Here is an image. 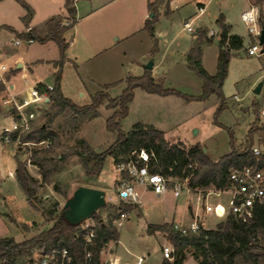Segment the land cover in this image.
Returning <instances> with one entry per match:
<instances>
[{"label":"rangeland","instance_id":"1","mask_svg":"<svg viewBox=\"0 0 264 264\" xmlns=\"http://www.w3.org/2000/svg\"><path fill=\"white\" fill-rule=\"evenodd\" d=\"M22 1L31 9V24H35L45 17L44 15L47 14L45 9L53 10L57 7L56 4H58V10L54 13L59 16L64 0ZM151 1L155 3L153 17L156 21L153 26H155V32L159 33L156 36V51L153 54L154 45L143 29L145 20L142 14L147 12V17L154 15V12L148 9L147 0H107L110 3L108 5L102 4L104 2H101L99 7L98 4H94V9L104 6L91 16L87 18H83L82 14L76 16V47L81 41V30L92 23L103 24L111 12L117 27L120 30L126 28L132 36L117 43L112 51L94 56L90 61L81 64L78 70H75L73 62H70L64 70H61L59 89L64 97L78 107L88 105L91 96L93 97L99 87L110 86L107 89L110 96L107 95L110 99H116L125 88V84L124 82L121 85L115 83L124 81L126 77L138 75L148 54L145 65L150 61L158 65L157 73L163 78L164 81H161L165 89L175 90L182 95H200V81L185 63L188 45L192 35L198 29L217 32L215 20L219 15L226 16L230 20L233 32L242 38L243 49L233 53L229 73L221 87L224 109L217 112L220 100L215 95H211L205 102L185 104L181 98L175 96L162 98L136 90L132 102L128 105V114L119 124L124 133L129 132L136 124L154 125L165 132L166 137L171 139H168L169 142L177 143L175 139L179 138L185 146L200 144L206 156L216 161L230 152L231 139L235 145L244 141L248 125L255 120V115L251 112L252 105L264 108V54L256 58L249 57L244 52L249 45V40L239 20V14L246 8V2L244 0H176L173 4V0ZM79 4L81 1L75 4V8ZM198 5L205 6V12L200 20L192 24L194 32L186 33L182 30V24L188 18V20L194 19L198 13ZM158 8L161 15L157 17ZM25 15L26 11L15 0H4L0 3V26L10 27L9 30L3 28L4 31L0 33V43L8 41L9 38H15L16 32L25 29L22 22ZM37 29L39 32L42 25ZM72 36V30L65 35L67 41H70ZM39 46L40 44H32L26 48L27 46L22 45L14 49L24 52L29 59L49 57L50 54L45 56L43 49ZM218 49L217 44V47L213 45L204 47L202 50L201 64L210 76L216 73ZM8 64L6 63L7 66ZM107 64L118 66V75L108 77V74L103 72ZM38 68L40 77L46 76L44 84H51V78L47 77L48 66L44 64ZM11 73L5 74L6 84ZM260 83L262 86L259 94H253V90ZM0 84L4 86V90L0 91L1 127L6 122L7 125L11 124L14 112L11 105L6 103L8 99L6 85L1 82ZM106 105L107 102L104 101L99 107V116L96 119L82 120L72 118L70 114H60L47 125L46 133H54L57 137V146L54 147L51 158L57 155L58 159L60 156L62 159L56 164L52 163L54 166L47 176L46 183L42 180L39 168L30 164V160L34 152L46 149L48 142L35 145L14 141L5 145L0 141V238L22 242L38 236L51 227L52 222H48L49 218L57 217L61 213L65 201L78 187L101 190L105 193L106 205L95 213L103 222L118 214L115 211V207L119 204L115 190L120 176L115 171L116 164L111 158H106L99 175L94 179L87 178L81 167L80 157L73 154L78 141L85 142L96 154L105 152L114 143L115 136L107 131L106 121L116 109L108 110ZM46 110H48L47 107L27 110L28 115L33 114L30 128L45 126ZM260 118L259 124H264V118ZM254 141L257 143L260 138L257 136ZM15 160L22 163L28 174L36 181V195L30 203L23 196L15 180ZM206 193L182 195L178 199H173L170 194L165 199H157L151 194H145L140 208L133 207L121 227L117 228L119 243L107 245L105 255L107 256L108 253L115 255L126 264H135L138 258L143 259V264H160L163 239L167 240V237L156 232L150 234L147 227L163 222L164 212L166 217H170L174 212V205L177 208L173 220L178 222L182 217L184 219L182 225L188 226L189 222L183 206L185 200L188 197L191 200L200 197L201 204L204 206ZM228 197L227 193H222L219 198L211 196L209 202L226 206ZM190 204L188 202V215L191 214ZM223 220L208 215L201 226L204 229H214ZM91 222L96 227V224ZM193 262L195 263L190 253H187L184 264ZM16 264H28V262L26 259H20Z\"/></svg>","mask_w":264,"mask_h":264},{"label":"trees","instance_id":"2","mask_svg":"<svg viewBox=\"0 0 264 264\" xmlns=\"http://www.w3.org/2000/svg\"><path fill=\"white\" fill-rule=\"evenodd\" d=\"M15 1L26 11L22 22L27 25L32 16L31 9L22 0ZM154 5L155 3L148 5V9L152 13ZM153 16H155V12ZM64 19H71L72 25L62 26ZM155 21V17H152L144 24V30L152 39H154L153 25ZM75 24L73 0H64L62 13L48 19L43 25V32L34 31L30 36L37 44L54 43L59 53V59L53 63L56 72L52 81L54 91L46 105L48 109L45 112L47 122H45V126L39 125L30 128L19 138L21 144L36 145L48 142L47 148L34 152L30 160V164L38 167L41 171L44 183L53 169V164L62 159L61 156L58 159L57 155L51 158L54 147L57 146V137L54 133H46L47 125L51 124L60 114H70L72 118L82 120L96 119L99 116L98 109L104 101L107 102L108 110L116 109L106 121V129L115 136V141L105 152L100 154L94 153L85 142H77V150L75 149L73 154L80 157V164L87 178L94 179L99 175L106 158H111L117 165L125 162L132 152L139 150L152 156L148 166L150 173L186 181L188 189L192 191L224 192L230 187L228 175L232 169L253 166L257 160H259V169L264 172V154L256 158L250 151L255 144V137L258 136L264 152V126L260 125L257 119V122L255 121L249 129L246 141L237 146L231 139L230 152L217 162L211 161L205 155L200 144L185 146L181 142H169L161 131L151 126L136 124L127 133L120 129V121L126 118L128 105L132 102L133 92L136 89L160 97L175 96L181 98L185 104L205 102L211 95H215L220 100L217 112L224 109L221 87L227 75L231 52L242 50L243 42L238 36L229 34L230 28L225 24L222 15H219L215 21L217 26L215 37L218 39L219 47L215 75H208L201 65L202 49L211 45L214 38L213 36L208 37L206 30L195 31L192 35L193 43L186 55L187 68L201 82L202 94L200 96L191 97L177 91L167 90L161 80H155L150 71H145L141 77L126 78L124 80L125 88L116 99L109 98L105 91L110 86H105L102 91L91 98L88 105L82 107L64 99L59 89L61 70L65 61L64 53L68 47L64 35ZM155 44L154 40L152 54L156 51ZM2 90H4V86L0 84V91ZM38 90L44 91L45 86L40 84ZM253 113H257L256 109L253 110ZM15 139L16 134H13L11 142H14ZM15 163V180L23 196L30 203L36 195V181L28 174L22 163L18 160H15ZM133 207L119 203L115 207L118 214L106 222L94 214L92 221L96 224L95 239L92 247L89 248L91 254L89 264H100V253L103 249L110 243L118 242V231L112 222L119 217L121 212L130 213ZM49 215L51 214L49 213ZM48 222H52L51 227L30 240L15 242L13 239L0 238V264H16L20 259H26L30 264L34 255L43 254L50 248H65L72 257V264H85L84 246L81 237L78 236L79 225H69L61 218V213L57 217L49 218ZM147 231L150 234L156 232L166 235V239L173 246V261L163 260L160 264H184L187 253H190L196 264H264V203L253 208L251 218L245 223L226 217L214 229H204L199 226L197 234L184 236L172 232L168 225H149Z\"/></svg>","mask_w":264,"mask_h":264},{"label":"built area","instance_id":"3","mask_svg":"<svg viewBox=\"0 0 264 264\" xmlns=\"http://www.w3.org/2000/svg\"><path fill=\"white\" fill-rule=\"evenodd\" d=\"M78 1L80 0H73L74 7ZM244 1L246 2V8L239 14V20L249 40V45L245 49V52L249 57L258 58L262 56L261 51L264 46V43H260L261 33L264 30V0ZM197 10L198 16L203 14L202 7H197ZM192 24L193 20H186L182 24L183 30L186 33L192 34L194 32ZM61 25L69 27L72 25V20L64 19ZM32 32V28L26 27L20 35L10 41V45L17 48L22 45L30 46L34 44V40L30 38ZM208 37H211V35ZM1 56L2 53L0 52V58ZM8 72H10L9 68L0 62V82L6 85L8 92L6 103L11 105V109L14 112L11 124L1 126L0 128V141L5 145L11 143V136L13 134H16L15 141L19 142L20 136L29 131L33 114L28 115L27 110L30 108L45 109L54 91V85L51 84L46 85L45 90L40 92L38 90L40 84H30L27 79H22L21 90L14 91L13 87L9 90V86L5 81V74ZM234 99L237 100L236 97ZM260 115L264 118V110L260 112ZM260 125L264 126V124ZM250 151L256 158L264 154L260 141L255 142ZM151 158L152 156L145 151L139 150L132 152L125 162L116 165L115 171L120 176V180L115 193L119 203L140 208L142 197L145 194H151L157 199H165L170 194L173 199H178L182 195L200 194L202 192L189 190L186 181L165 178L160 174L150 173L148 166ZM258 164L259 160L253 166L232 169L228 175L230 184L228 190L206 193V196L209 194L220 196L222 193H227L229 197L226 206L204 204V213L219 220L231 217L234 221L247 222L251 218L253 208L264 203V172L259 169ZM197 201L200 202V197H197ZM128 215L129 213L121 212L119 217L113 220L112 225L116 229L121 227ZM91 221L88 220L81 223L78 228V236L81 237L84 246L85 264L91 262L89 248L92 247L95 239V226L91 224ZM169 226L172 232L184 236L187 234H197L200 225L196 217L188 226L177 223H172ZM163 241L161 259L162 261L172 262L174 256L173 246L167 240L164 239ZM102 253L103 251L100 253V257ZM99 260L100 264H118L117 259L101 261L99 258ZM142 263L143 259L138 258L136 260V264ZM30 264H72V257L65 248H50L43 254L34 255L30 260Z\"/></svg>","mask_w":264,"mask_h":264},{"label":"crops","instance_id":"4","mask_svg":"<svg viewBox=\"0 0 264 264\" xmlns=\"http://www.w3.org/2000/svg\"><path fill=\"white\" fill-rule=\"evenodd\" d=\"M3 1L4 0H1L0 3L3 2ZM80 1H81V4H79V6L76 5V8H75V19H76V16H78L79 14H82V17L83 18H87V17L91 16L92 14H94L96 11H98L100 8H102L104 5L110 4V3L107 2V0H80ZM175 1L173 2V4L175 3ZM101 2H104V3H102L104 5H102V7L98 8V9L97 8L94 9L93 5L94 4H98V7H99L101 5L100 4ZM152 2L153 1H151V0H147V3L148 4H153ZM63 5H64V1H63ZM56 6L57 7L55 9H53V10H51V8L45 9L46 12H47V14L44 15L45 17L42 20L36 22L35 24H31V20H32V18H31L30 21L28 22V24L27 25H24V28L30 27V28H32L33 32L34 31L37 32V30H39L37 28L42 25V29L39 31V33L43 32V25H44V23L48 19L57 16L54 13V11L55 10H58V4H56ZM198 7H202L203 8V14H204V12H205V6L198 5ZM62 10L63 9H60L59 10V13L60 14L62 13ZM158 11H159V13L157 14V17L161 15L160 14L161 11H160L159 8H158ZM111 13H110V16L106 20H104L103 24H99V22H96V24H93L92 23V24L86 26L83 30H81V41H80L79 46H77V47L75 46V43H76L75 34H76V29H77L76 28V24L71 29L73 31V36L70 39V41H67V39L65 37V35H66V33L68 31L65 33L64 40L67 43L68 42L69 43H68V47H67V49H66V51L64 53V59H65V61H64V64L62 66V70H64V68H66V66L70 62H73L74 69L75 70H78L80 68L81 64H85L86 62L90 61L91 58H93L94 56H99V55H101L103 53H107L109 51H112L117 43H119L121 41H125V40H127V38H129L130 36H132V35H129V33L127 32L126 28H124L123 30H120L119 27H117V25L115 24V19L112 16ZM202 15L198 16V13H197L196 16L194 17V19H192L193 20V23L196 22V21H198V20H200V18H201ZM152 17H153V15H150L149 17H147V12H145V13L142 14V18L145 21L146 20H150ZM223 18H224L225 24L230 28L229 34L230 35L237 36L233 32V27H232V25L230 23L229 18L226 17V16H223ZM76 23H77V21H76ZM144 24H145V22H144ZM3 28H6V30H9L10 29V27L5 26V25H2V26H0V33L2 31H4ZM182 30H183V28H182ZM203 30H206V29H203ZM23 31H24V29L16 32L17 36L20 35ZM216 33L217 32H215V31H207V35L208 36L211 35V36L214 37V39L212 41V44L209 45L210 47L213 46V45H215L217 47L218 39L215 37ZM157 35H159V33L155 32V26H153V36H154V39H152L150 37L153 44H154V40L157 42V40H156V36ZM238 37L242 40V38L240 36H238ZM11 40L12 39L9 38L8 41L6 40L5 42L0 43V52L2 53V56L0 58V62L3 63V64H5V65H6V63L8 64V62H9L10 64H8V66L7 65L6 66L9 68V71L12 72L11 73L12 75L9 76V78H10L9 81L7 82L8 86H9V90H11L12 87H13V90L14 91L21 90L22 89V84H21L22 79H27L30 84H37V83H39L41 85L46 86L44 84V82L46 80V76L44 77L42 75L40 77V74L38 72L39 70H37V69H39L38 67H40L41 65H44V64L47 65L48 66V69H49L48 70V73H47L48 74L47 77L48 78H51V80L53 81V75L56 72V69L53 67V63L56 62L59 59L58 49H57V47H56V45L54 43L48 42L46 44H40V46H39L40 48L43 49L42 52L44 51L43 54L45 56L47 54H50L49 57H47V58L44 57L43 59H29V58H27L25 56V53L24 52H19L18 50L14 49L16 47H13V46L10 45V41ZM192 43H193V38L191 39V41H190V43L188 45L187 53H188V51H189ZM35 44H37V43H34L33 45H35ZM209 46H205V47H209ZM29 47L30 46H27L26 48H29ZM244 52H245V49H244ZM187 53H186V55H187ZM233 53L234 52H231V57L233 56ZM186 55H185V63H186ZM146 56L147 57H145V62L148 60L149 55L147 54ZM217 56H218V53L216 55V60H217ZM202 58H203V53H202ZM145 62L142 63V68H140V73H138V75H135V76L133 75V76H129V77H132V78L141 77L143 75V73L145 72V70H144ZM9 65H11V66L9 67ZM157 66L158 65H155V63L153 62V64H152V70L150 71V73H151L152 77L155 80H162V81H164L163 78H161L159 76V74L157 73ZM202 67H203V65H202ZM229 68H230V60H229L228 67H227V74L229 73ZM203 69H204V67H203ZM103 72L106 73V74H108V77H111L112 78V77L118 75V66H114V64H107V66L105 67V69L103 70ZM214 75H212V76H214ZM126 78H128V77H126ZM123 82L124 81L121 80V81L116 82L115 84L121 85V84H123ZM51 84H53V82ZM51 84H48V85H51ZM163 85H164V83H163ZM200 87H201V82H200ZM59 88H60V85H59ZM123 90L124 89H122V91ZM136 90H139V89H136ZM136 90H134V91H136ZM100 91H102V88L101 87H99V90L96 93H98ZM173 91H175V90H173ZM105 92L110 96V94L107 92V90ZM60 93H61V91H60ZM96 93H94L93 96ZM133 94H134V92H133ZM201 94H202V90H201ZM61 95H62V93H61ZM200 95H196V96L195 95H191V97H198ZM187 96H190V95H187ZM62 97L64 99H67L68 101H70L68 98L64 97L63 95H62ZM158 97H160V96H158ZM168 97H172V96H167V97H162V98H168ZM91 98H92V96H91ZM254 109H256V112H257L256 114L253 113V110ZM262 110H264L263 107H259V105H254V104L252 105L251 112L255 115V120L248 125V130H247V133H246V135L244 137V141H242L239 145H242L246 141L248 131L251 128V126L255 123L256 119L258 120V123H259V120H261V118H260L261 117L260 112ZM249 111L250 110H248V112ZM4 125H7V122L5 124H3V126ZM146 126H151L154 129H156L158 131H161V130L157 129L156 127H154V125H146ZM161 132L164 134L165 139L171 140L170 138H167L166 137L164 131H161ZM175 140H177L178 142L181 141L179 138H177ZM187 145H194V144H187ZM239 145H237V146H239ZM218 160L213 161V162H217ZM211 196H214V198H219V196H215L214 194H209L208 196H206L204 198V200H205L204 201V204L205 205H210V206L220 205V206H223V205H221L220 203H217V202H215L214 204H211L209 202V199H210ZM188 202L191 203L190 204L191 205L190 206L191 207V214H189V215L187 214ZM183 206L185 208V215L187 216L189 223L192 222L197 217L198 218V221H199V225L201 226L202 223L205 221L206 217L208 216V214H205L204 213L203 206L201 204V201L198 202L197 201V198L191 200L188 197L185 200V203L183 204ZM173 207H174V212L173 211H172L173 213L171 212L172 213L171 216L170 217H166V214L164 212L163 222L157 223L154 226L170 225L172 223L183 224L184 219L182 217L179 219L178 222L173 220V218H174L173 216H175V210L177 208L176 205H174ZM105 252H106V250L104 249L103 250V253L101 254V257H100L101 261H105V260L106 261H112L113 259H117L118 260V264H126V263H123L120 259H118V257H116L115 255L112 256V255H109V253H108V255L106 256L105 255ZM135 264H136V262H135ZM192 264H195V263L193 262Z\"/></svg>","mask_w":264,"mask_h":264},{"label":"water","instance_id":"5","mask_svg":"<svg viewBox=\"0 0 264 264\" xmlns=\"http://www.w3.org/2000/svg\"><path fill=\"white\" fill-rule=\"evenodd\" d=\"M260 43H264V30L261 33ZM264 54V46L261 51ZM145 71L152 70V62L144 66ZM262 83L253 90V94H259ZM106 205L105 193L101 190H94L85 187L76 188L71 197L68 198L61 211V218L72 226L92 220L94 214Z\"/></svg>","mask_w":264,"mask_h":264}]
</instances>
